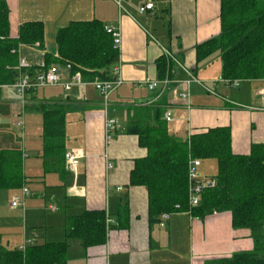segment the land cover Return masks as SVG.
<instances>
[{
    "label": "crops",
    "instance_id": "obj_1",
    "mask_svg": "<svg viewBox=\"0 0 264 264\" xmlns=\"http://www.w3.org/2000/svg\"><path fill=\"white\" fill-rule=\"evenodd\" d=\"M5 1L9 8L10 36L17 35L23 22L40 20L44 23L46 50L52 53L56 52L57 30L71 21L98 19L104 25L118 28L121 35L118 60L107 72L110 78L113 66L118 64L123 83L111 93L106 109L100 94L89 83L70 90L61 85L52 86L40 99L37 90L24 105L11 85L1 86L0 148L20 149L23 154L22 139L29 138L35 114L42 121L37 104L56 100L67 107L65 151L82 155L76 173L66 169L64 158L60 165L51 158L45 170L42 161L32 167L22 155L26 177L23 187L28 186L30 192L23 195L21 191L23 206L11 207L15 189L0 190L1 244L11 249L27 239L34 243L59 241L65 236L67 215L84 209H104L114 215L126 204L128 228H111L106 243L86 249L72 242L70 247L74 250L70 251L69 247L66 264H204L208 259L252 250L250 231L233 228L229 211L214 212L204 218L175 212L150 224L146 188L128 184L134 159L147 152L138 145L136 135L125 132L130 106L158 105L162 118L166 109H171L173 119L166 122L168 133L180 140L187 139L192 132L229 126L231 148L236 154H248L252 143H264V111L253 109L262 105L259 90L264 89V77L234 79L238 81L234 86V80L221 77L220 51L199 62L196 60V46L220 33V0ZM147 2H152L153 8L140 11ZM163 48L182 66L165 56ZM42 54L36 45H20L18 49V57L25 58L32 67L43 60ZM162 56L170 63L171 82L164 91L160 86L148 89L144 79L158 78L157 61ZM185 69L212 92L192 82L188 85L189 101L180 99L179 92L186 89ZM67 79L65 72L62 81ZM18 113L23 120V126L19 127L21 138L10 130L18 127L14 124ZM105 116L117 120L114 136L108 143L103 132ZM107 163L111 164L110 168ZM216 172L215 159H204L198 167L202 179L213 180ZM10 191L12 194H8ZM47 194L50 196L45 204L53 215L46 221L35 213L37 204L32 201L45 200ZM24 198L28 200L27 209ZM19 208L22 215L16 212Z\"/></svg>",
    "mask_w": 264,
    "mask_h": 264
},
{
    "label": "trees",
    "instance_id": "obj_2",
    "mask_svg": "<svg viewBox=\"0 0 264 264\" xmlns=\"http://www.w3.org/2000/svg\"><path fill=\"white\" fill-rule=\"evenodd\" d=\"M220 23L217 36L196 46L197 62L220 51L223 79L263 78L264 0H220ZM20 45H36L43 51L46 66L71 64L70 73L79 71L84 81L109 78L107 70L119 56L112 35L98 19L71 21L60 27L55 34V53L46 50L45 28L40 20L23 22L12 37L8 4L0 0V95L1 86L11 85L17 78ZM168 65L166 57L158 59L159 79L170 76ZM37 110L42 116L41 157L47 170L51 158L57 165L63 162L67 107L56 100L41 101ZM125 132L136 135L138 145L147 151L134 159L128 184L146 188L150 224L160 222L164 213L189 212L204 218L229 211L232 227L248 229L254 247L205 260L204 264H264L263 142L252 143L248 154H236L231 148L229 126L210 127L192 132L187 139H177L168 133L158 105L128 107ZM192 158L217 162L214 183L203 189L197 206L188 201V163ZM25 182L22 151L0 148V190L21 188ZM112 217L114 223L110 224L107 219ZM128 226L126 204L114 215L104 209H84L66 216L62 240L35 242L24 250L10 249L0 242V264H66L70 240L86 249L106 243L111 228Z\"/></svg>",
    "mask_w": 264,
    "mask_h": 264
},
{
    "label": "built area",
    "instance_id": "obj_3",
    "mask_svg": "<svg viewBox=\"0 0 264 264\" xmlns=\"http://www.w3.org/2000/svg\"><path fill=\"white\" fill-rule=\"evenodd\" d=\"M119 3V0H117ZM153 8L152 2H147L143 6L140 7V11H145L148 9ZM105 29L112 35L114 47L119 49L121 44V35L118 28L112 25H105ZM14 51V49H13ZM164 55L170 58L173 62L177 65L182 66L178 60L167 50L163 48ZM18 75L16 80L11 84L12 88L14 89L15 93L17 94L19 102L24 105L27 103V99L31 93L37 91V89L41 87H49V86H57L61 85L65 90H70L73 86L77 85H86L87 83L91 84L94 89L100 94L102 105L106 109L108 105V100L111 93L118 88L123 83V78L120 75V67L119 65L113 66L112 75L110 78L107 79H100L99 77H95L92 81L86 82L82 79L81 73L76 71L74 73H70L71 64L66 63L64 66H59L55 64H51L49 66L45 65V62L42 60L33 67L31 64L28 63L24 58L19 57L18 65H17ZM187 73V78L184 81L186 85V89L181 90L178 94L179 98L184 101H189L190 93L188 89V85L192 82H197L200 84L205 90L212 92L209 88L205 86L203 82L198 80L189 70L185 69ZM67 72L68 79L66 81H62V77L64 73ZM171 79L169 77H165L163 79L159 78H150L147 77L144 79V83L146 84L148 89H154L158 86L162 88L164 91L165 88L169 85ZM234 86L238 85V81L234 80ZM260 97L262 100V105L259 107H253V109L264 111V89L259 90ZM163 119L166 122H169L173 119L172 110L166 109L163 113ZM117 120L113 117L105 116L103 122V132H104V140L106 143L110 142L114 136V129L116 127ZM14 124L18 127L23 126V120L18 113L15 117ZM81 154L69 150L64 152V159H65V167L68 171L72 173H76L78 165L80 163ZM201 162L198 158H192L189 160L188 163V201L191 206H197L200 202L201 193L206 186L212 185L214 182L213 180L209 179H202L198 173V167L200 166ZM111 164L107 163V168H110ZM117 189H121V187H117ZM23 195L29 194V190L26 187H22ZM24 203L21 202L19 197L14 196L10 206L17 207L22 206ZM52 210L55 209L54 207H50ZM169 213H164L161 215L162 220L168 218ZM107 222L112 224L113 219L108 218ZM34 241L31 239L25 240L21 245L17 247L19 250H24L26 246L29 244H33Z\"/></svg>",
    "mask_w": 264,
    "mask_h": 264
},
{
    "label": "rangeland",
    "instance_id": "obj_4",
    "mask_svg": "<svg viewBox=\"0 0 264 264\" xmlns=\"http://www.w3.org/2000/svg\"><path fill=\"white\" fill-rule=\"evenodd\" d=\"M25 49L30 50L29 48H26V47H25ZM42 58H43V54H42L41 59ZM51 87L52 86L41 87V88L37 89L39 91L38 92V98L40 99V97L46 96L47 92L51 91ZM16 98H17V94H16ZM35 116L36 117L33 119L32 126L30 128L29 138L26 139L25 141L22 139V143H21V140H20V143L23 146V147L21 146V148L23 149V154L22 155L25 156L24 158H25L26 162H29L32 165V167H34L33 165L36 164V163H40L41 161L43 162V158L41 157V152H42V135H41L42 129H41V124H42V121L40 120V117L38 115L35 114ZM9 124H11V121L9 122ZM10 130L14 134H17V137H20L21 134H22V132H21L19 127H17V128L16 127L15 128L10 127ZM13 133H12V135H14ZM9 137H11V136L9 135ZM27 173L33 174V172H30V171L29 172L27 171ZM26 187L28 188V190L30 192L29 187L28 186H26ZM21 191H22V187L21 188H17V189L14 190V192H15L14 194L17 197H19L20 201H22V199H23ZM8 194H12V191H10ZM49 196L50 195L47 194V196L44 198L45 200L36 198L35 200L32 201V202H36V204H37L36 209H35V213L38 216H39V214L42 215L41 218L45 217L46 221L49 218V216L51 217L53 215V213L50 212V210L46 207L47 205L45 204V203H47L49 201ZM28 198H30V197H28ZM24 202H25V208L27 209L28 206L26 204L28 203V200L26 201L25 198H24ZM54 203H55V201H54ZM17 207H21V206H17ZM17 210L18 211H16V212H18L19 214L22 212L21 208H19ZM20 215H22V213ZM20 219H23V216H20ZM72 242H78V241H76V240H72L71 241L70 240V245L73 244ZM73 250H74V247H72V248L70 247V251H73Z\"/></svg>",
    "mask_w": 264,
    "mask_h": 264
}]
</instances>
